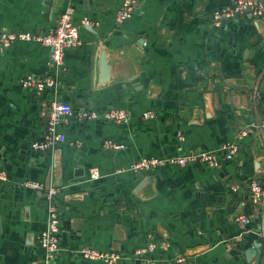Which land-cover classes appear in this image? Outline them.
I'll use <instances>...</instances> for the list:
<instances>
[{
    "label": "crops",
    "instance_id": "1",
    "mask_svg": "<svg viewBox=\"0 0 264 264\" xmlns=\"http://www.w3.org/2000/svg\"><path fill=\"white\" fill-rule=\"evenodd\" d=\"M122 1L0 0V30L49 31L67 7L75 26L92 24L79 28L81 45L65 51L58 74L38 43L18 42L0 54V170L7 175L0 182V264H44L37 238L45 202L22 187L27 180L58 189L60 251L52 264H104L76 253L86 246L127 255L149 236L167 246L152 255L157 261L264 264V17L214 28L212 12L233 0H136L118 29ZM26 75H56V90L36 96L19 85ZM57 99L75 112L120 109L129 121L81 122L73 114L60 124L53 150L34 151L43 113ZM146 112L154 117L144 120ZM243 130L237 156L220 169L128 170L141 157L216 151ZM107 141L124 149L106 150ZM255 180L263 195L252 205ZM240 215L247 226L236 221Z\"/></svg>",
    "mask_w": 264,
    "mask_h": 264
},
{
    "label": "built area",
    "instance_id": "2",
    "mask_svg": "<svg viewBox=\"0 0 264 264\" xmlns=\"http://www.w3.org/2000/svg\"><path fill=\"white\" fill-rule=\"evenodd\" d=\"M136 4V0L122 1L115 17L116 28H121L131 18ZM72 16V7L65 8L60 14L56 26L46 32L42 30L34 33L0 30V54H6L10 47L18 42L38 43L49 51L47 64L49 71H55L58 74L63 69L65 51L81 45L79 28L92 25L84 20L81 21L80 27L75 26L72 22ZM242 17L260 19L264 17V6L256 0H233L231 3L212 12L211 23L214 28H221L226 21L237 20ZM55 76L47 75L41 77L37 75H26L19 80V85L22 89L30 91L36 96H41L56 90L58 82ZM73 114L76 120L81 122L103 120L115 124H126L129 121L128 113L120 109H106L96 112L80 108L75 112L70 104L57 99L51 101L43 113V117L46 119L43 134L39 141L31 144V149L39 152L53 150L60 143L61 136L58 133L60 124ZM153 117L152 112H146L142 115L144 120L152 119ZM252 127L256 128L254 125ZM260 127L264 129V124H261ZM246 136V130L236 133L233 141L222 145L216 151H198L182 157H141L134 161L128 170L137 174L158 170L167 166L183 167L192 164L204 165L210 169H220L224 163L234 160L239 152L241 141ZM103 146L106 150L112 151H121L124 149L123 145L111 141L105 142ZM89 174L91 180H97L99 178L96 169H91ZM6 180L7 175L5 171L0 170V182H5ZM22 187L33 191L37 196L42 197L45 202V223L43 230L37 238V247L42 252L44 264H52L60 251V217L56 202L58 189L49 183H40L32 180L24 181ZM248 189L251 204H258L263 195L261 182L257 180L250 182ZM236 221L242 226H247L250 222L249 218L245 215L238 216ZM166 248V245L158 244L153 237L149 236L144 245L135 249L131 254L124 255L116 251L101 252L83 246L78 249L76 255L85 261H97L104 264H130L131 262H138L139 264H193L185 256H178L172 259L164 258L159 261L152 258L155 252L165 251Z\"/></svg>",
    "mask_w": 264,
    "mask_h": 264
},
{
    "label": "water",
    "instance_id": "3",
    "mask_svg": "<svg viewBox=\"0 0 264 264\" xmlns=\"http://www.w3.org/2000/svg\"><path fill=\"white\" fill-rule=\"evenodd\" d=\"M105 71H106V68H105Z\"/></svg>",
    "mask_w": 264,
    "mask_h": 264
}]
</instances>
